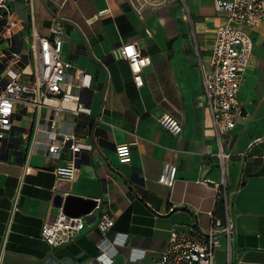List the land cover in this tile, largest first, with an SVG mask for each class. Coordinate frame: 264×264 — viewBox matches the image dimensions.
Wrapping results in <instances>:
<instances>
[{
    "label": "crops",
    "instance_id": "0c3cea01",
    "mask_svg": "<svg viewBox=\"0 0 264 264\" xmlns=\"http://www.w3.org/2000/svg\"><path fill=\"white\" fill-rule=\"evenodd\" d=\"M182 3L10 0L22 26L16 51H30L32 33L45 36L51 23L59 26L62 57L73 62L74 84H82L70 88V95L101 121L81 116L74 124L71 113L41 109L44 122L59 119L58 132L72 133L82 147L69 180L52 172L67 162L69 152L47 154V132L36 131L32 111L18 109L13 121L19 141L0 155V264H97L103 234L96 220L102 210L114 217L107 237L125 240L112 264H156L172 228L207 227L211 213L224 219L223 195L216 198L222 179L233 234L229 263L222 241L215 264L238 263L247 251L264 253V19L247 29L252 53L238 91L235 126L222 138L230 153L222 176L198 57L207 63L225 13L217 12L211 0ZM128 42L150 57L140 87L127 61L114 53ZM162 114L180 122L178 135L159 124ZM24 131L27 143L21 140ZM125 142L131 145V161L120 163L115 145ZM29 145L33 151L27 153ZM163 163L176 168L171 186L157 181ZM69 195L100 198L101 204L84 216L85 227L76 238L51 246L40 238V229L53 221Z\"/></svg>",
    "mask_w": 264,
    "mask_h": 264
},
{
    "label": "built area",
    "instance_id": "2783aa9c",
    "mask_svg": "<svg viewBox=\"0 0 264 264\" xmlns=\"http://www.w3.org/2000/svg\"><path fill=\"white\" fill-rule=\"evenodd\" d=\"M159 1L163 3L166 0ZM181 1L185 3V0ZM211 1L214 9L225 13V17L215 31L207 63H204L200 56L198 61L205 104L211 116L217 143L214 156L217 157L221 174L224 176L230 153L225 151L222 138L236 123L239 110L238 91L245 80V71L253 47L247 29L257 27L264 19V0ZM21 29V22L16 18L10 0H0V155L5 153V147H10L13 143L17 145L19 141V138L14 136L18 127L13 121L14 115L18 109L29 110L34 114L36 131H45L48 134L45 152L54 156L63 151L69 152L67 162L54 167L52 172L57 177L73 179L82 147L72 133L58 132L61 124L59 119L53 118L48 123L44 122L41 109L48 107L56 115L71 113L74 116V124L81 116L90 117L95 123L100 122L101 117H91L85 111L84 104L70 95V88H80L82 84H74L71 74L73 62L62 57L63 39L60 27L53 22L48 28V35L32 33L28 52L16 51L15 48ZM114 53L127 61L133 82L140 87L143 68L150 64V57L141 53L131 42L121 43ZM20 65L23 66L22 69ZM49 100L55 103L50 104ZM158 122L172 135H178L182 130L180 122L170 114H162L158 117ZM21 140L27 143V132H21ZM32 151L33 147L29 145L27 153ZM115 154L120 163H129L131 145L127 142L115 145ZM175 174L174 165L163 163L157 181L171 186ZM224 186L222 179L216 196L219 199L223 195L224 219L211 213V221L207 227L190 224L172 228L167 245L160 252L156 264H215V253L221 247L222 241L229 263L233 216L230 198ZM100 204L101 199L97 198L95 208H99ZM16 205L15 202L14 209ZM90 214L92 212L83 216H70L60 208L52 222L42 225L40 238L51 246L72 241L85 227L84 216ZM96 225L103 236L97 243L99 252L95 260L97 264H112L125 240L119 239L117 235L107 237L114 225L111 212L102 210Z\"/></svg>",
    "mask_w": 264,
    "mask_h": 264
},
{
    "label": "water",
    "instance_id": "95a60500",
    "mask_svg": "<svg viewBox=\"0 0 264 264\" xmlns=\"http://www.w3.org/2000/svg\"><path fill=\"white\" fill-rule=\"evenodd\" d=\"M21 154V151H18ZM96 206L95 199H85L74 195L65 198L62 210L70 216H83L94 210ZM235 264H264V253L256 251H247L241 255L240 261Z\"/></svg>",
    "mask_w": 264,
    "mask_h": 264
},
{
    "label": "rangeland",
    "instance_id": "374dc122",
    "mask_svg": "<svg viewBox=\"0 0 264 264\" xmlns=\"http://www.w3.org/2000/svg\"><path fill=\"white\" fill-rule=\"evenodd\" d=\"M182 5H185L184 3H182ZM188 26H189V28H190V23H188ZM27 44H24V46H26ZM17 46V44L15 45V47ZM20 68L22 69L23 68V66L22 65H20ZM14 118H18V116H15Z\"/></svg>",
    "mask_w": 264,
    "mask_h": 264
}]
</instances>
